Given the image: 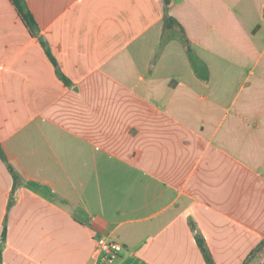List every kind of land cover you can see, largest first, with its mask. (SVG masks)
I'll list each match as a JSON object with an SVG mask.
<instances>
[{"label": "crops", "instance_id": "0c3cea01", "mask_svg": "<svg viewBox=\"0 0 264 264\" xmlns=\"http://www.w3.org/2000/svg\"><path fill=\"white\" fill-rule=\"evenodd\" d=\"M26 2L39 35L0 0L1 264H207L197 234L243 264L264 241V0Z\"/></svg>", "mask_w": 264, "mask_h": 264}, {"label": "trees", "instance_id": "16d2710c", "mask_svg": "<svg viewBox=\"0 0 264 264\" xmlns=\"http://www.w3.org/2000/svg\"><path fill=\"white\" fill-rule=\"evenodd\" d=\"M165 3V6H169L170 4V0H163ZM11 2L13 3V5L15 6L16 10L18 11L21 19L23 20L24 24L26 25V27L29 29V32L31 33V35L35 36V35H39L40 33V27L39 24L36 20V18L34 17L33 13L31 12V10L29 9L26 0H11ZM175 24H178L177 20L169 15L165 16V30L167 31H171V30H175L173 28V26ZM183 31V28H181ZM172 36H166L165 35V40L171 38ZM181 38V40L183 41V43L185 44L186 48H187V52L189 54V57L193 63V66L195 67L198 75L201 78H208V67L206 66V64H204L203 62H201L196 55L194 54L189 39L187 38V36L185 35L184 31L183 34L179 36ZM41 44L44 47L47 55L49 56L50 60L52 61V63L54 64V66L56 67V72L58 74V76L67 84H69V79L63 74V72L59 69L57 60L55 59V57L53 56L50 47L48 45V43L43 39L40 38ZM200 65L202 67H200ZM202 71L204 73H202ZM0 157L7 162V157L5 155V152L2 148L1 142H0ZM10 168L12 169V167L10 166ZM12 172L14 173V175L16 176L14 170L12 169ZM6 237V228L4 229L3 232V238ZM197 243L200 247V249L203 252V255L205 257V261L207 262V264H216L215 260L213 258V255L211 254L210 250L207 247L206 244V240L205 238L201 235V234H197ZM264 249V241L260 242L259 245L257 247H255L253 250L250 251V253L248 254V256L245 258L244 263L243 264H251L253 262V260L256 258L257 253L261 252ZM2 261V255H1V250H0V264Z\"/></svg>", "mask_w": 264, "mask_h": 264}, {"label": "built area", "instance_id": "2783aa9c", "mask_svg": "<svg viewBox=\"0 0 264 264\" xmlns=\"http://www.w3.org/2000/svg\"><path fill=\"white\" fill-rule=\"evenodd\" d=\"M124 248L123 243L110 239L107 236H100L95 248V257L112 263L120 257Z\"/></svg>", "mask_w": 264, "mask_h": 264}, {"label": "rangeland", "instance_id": "374dc122", "mask_svg": "<svg viewBox=\"0 0 264 264\" xmlns=\"http://www.w3.org/2000/svg\"><path fill=\"white\" fill-rule=\"evenodd\" d=\"M199 114H197L198 116ZM203 115V114H202ZM222 115V114H221ZM220 116V114H219ZM197 122V121H196ZM197 125V124H196ZM264 263V249L257 253L256 258L253 260V262L251 264H263Z\"/></svg>", "mask_w": 264, "mask_h": 264}]
</instances>
